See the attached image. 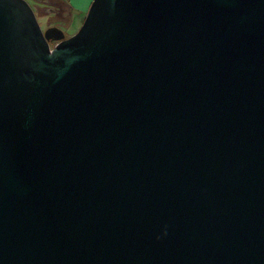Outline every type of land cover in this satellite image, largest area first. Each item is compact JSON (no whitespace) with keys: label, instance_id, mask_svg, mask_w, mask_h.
<instances>
[{"label":"water","instance_id":"obj_1","mask_svg":"<svg viewBox=\"0 0 264 264\" xmlns=\"http://www.w3.org/2000/svg\"><path fill=\"white\" fill-rule=\"evenodd\" d=\"M46 26L0 0V264H264V0Z\"/></svg>","mask_w":264,"mask_h":264},{"label":"crops","instance_id":"obj_2","mask_svg":"<svg viewBox=\"0 0 264 264\" xmlns=\"http://www.w3.org/2000/svg\"><path fill=\"white\" fill-rule=\"evenodd\" d=\"M60 3L62 6V17L61 23H69L73 20H77V23L81 25L86 12L92 2V0H54Z\"/></svg>","mask_w":264,"mask_h":264},{"label":"rangeland","instance_id":"obj_3","mask_svg":"<svg viewBox=\"0 0 264 264\" xmlns=\"http://www.w3.org/2000/svg\"><path fill=\"white\" fill-rule=\"evenodd\" d=\"M29 5H31L34 8V11L37 16V21L40 24V27L43 29L46 26V22L49 20L52 22L54 26H57L58 28L62 29L64 32L65 37H69L70 35L74 34L80 27L79 23H77V20L70 21L67 23H61L62 13L58 15H51L48 13V15H40L38 8L41 7L42 4L34 2V0H26Z\"/></svg>","mask_w":264,"mask_h":264},{"label":"flooded vegetation","instance_id":"obj_4","mask_svg":"<svg viewBox=\"0 0 264 264\" xmlns=\"http://www.w3.org/2000/svg\"><path fill=\"white\" fill-rule=\"evenodd\" d=\"M52 1V4H50L52 6V8L54 9V11H50L48 8L47 11H49L48 13H50L51 15H58L61 13V11L63 10L62 9V6L60 5V3H58L57 1H54V0H51ZM44 8V7H43ZM45 9V8H44ZM48 15V14H47ZM49 23V26H52V22L51 21H47ZM54 26V25H53ZM47 27V26H46ZM46 27H44L43 29H45Z\"/></svg>","mask_w":264,"mask_h":264}]
</instances>
